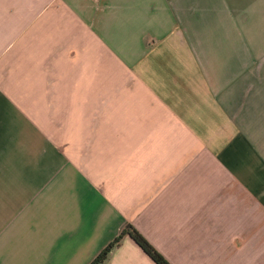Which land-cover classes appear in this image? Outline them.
<instances>
[{"label":"crops","instance_id":"obj_1","mask_svg":"<svg viewBox=\"0 0 264 264\" xmlns=\"http://www.w3.org/2000/svg\"><path fill=\"white\" fill-rule=\"evenodd\" d=\"M128 224L264 264V0H0V264H90Z\"/></svg>","mask_w":264,"mask_h":264},{"label":"trees","instance_id":"obj_2","mask_svg":"<svg viewBox=\"0 0 264 264\" xmlns=\"http://www.w3.org/2000/svg\"><path fill=\"white\" fill-rule=\"evenodd\" d=\"M124 237H131L135 243L152 259L155 264H171L167 258L160 253L151 242L146 239L133 225L128 224L119 236L111 242L104 251L90 264H102L110 257L113 250L119 246Z\"/></svg>","mask_w":264,"mask_h":264}]
</instances>
